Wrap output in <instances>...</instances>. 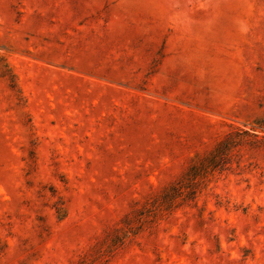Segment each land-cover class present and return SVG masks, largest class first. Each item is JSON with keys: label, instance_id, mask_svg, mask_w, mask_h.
I'll list each match as a JSON object with an SVG mask.
<instances>
[{"label": "rangeland", "instance_id": "1", "mask_svg": "<svg viewBox=\"0 0 264 264\" xmlns=\"http://www.w3.org/2000/svg\"><path fill=\"white\" fill-rule=\"evenodd\" d=\"M0 264H264V0H0Z\"/></svg>", "mask_w": 264, "mask_h": 264}, {"label": "trees", "instance_id": "2", "mask_svg": "<svg viewBox=\"0 0 264 264\" xmlns=\"http://www.w3.org/2000/svg\"><path fill=\"white\" fill-rule=\"evenodd\" d=\"M232 135L226 136L223 140H221L213 153L211 154L210 157L207 159L203 160L202 164L205 167H208L209 164L217 165V164H222L221 166L224 167L227 164V160L232 156V148L234 144L232 143ZM204 167V168H205Z\"/></svg>", "mask_w": 264, "mask_h": 264}]
</instances>
